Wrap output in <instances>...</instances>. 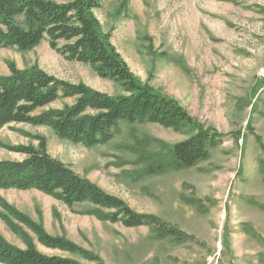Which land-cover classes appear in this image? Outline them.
I'll return each instance as SVG.
<instances>
[{
	"label": "rangeland",
	"instance_id": "rangeland-1",
	"mask_svg": "<svg viewBox=\"0 0 264 264\" xmlns=\"http://www.w3.org/2000/svg\"><path fill=\"white\" fill-rule=\"evenodd\" d=\"M96 15L142 82L177 99L205 125L226 135L240 131L245 142L226 137L195 167L147 175L141 145L159 139L172 146L188 135L155 123H122L109 143L87 147L59 138L47 126L11 124L0 130V160L25 158L3 144L39 148L38 137H44L52 157L134 211L156 215L197 242L157 239L147 226L101 220L90 214L96 209L90 203L69 207L36 189H0V199L107 264H262L264 0H101ZM9 62L20 69L37 64L56 78L125 94L120 83L102 78L90 64L68 60L47 40L28 51L2 49L1 75L10 73ZM73 102L61 99L43 110ZM23 229L41 252L80 259L41 245ZM0 233L25 248L23 237L1 217Z\"/></svg>",
	"mask_w": 264,
	"mask_h": 264
},
{
	"label": "trees",
	"instance_id": "trees-1",
	"mask_svg": "<svg viewBox=\"0 0 264 264\" xmlns=\"http://www.w3.org/2000/svg\"><path fill=\"white\" fill-rule=\"evenodd\" d=\"M100 7L101 0H0V51L5 48L28 51L47 40L52 49L68 60L92 65L99 76L120 83L125 91L122 95H110L83 83L56 78L37 64L20 69L9 62L10 73L0 74V130L11 124L47 126L59 138L87 147L109 143L122 123H155L187 134L186 139L172 146L159 139H150L141 145L146 152L144 172L147 175L195 167L208 160L226 137L239 142L240 131L223 134L202 123L177 99L142 82L131 71L114 45L111 32L104 29L96 15ZM61 99H74V102L62 108L43 110ZM38 138L39 148L2 145L25 158L0 160V189H36L69 207L90 203L96 207L90 214L101 220L130 228L147 226L157 239L197 242L193 235L156 215L134 211L121 198L52 157L47 152L45 138ZM242 140L244 143V137ZM259 141L263 145L260 138ZM153 146L158 150L151 149ZM0 206L4 210L0 217L19 232L26 243L25 248H20L0 233L1 263L107 264L99 254L66 236L52 235L41 222L6 200L0 199ZM106 209L111 211L106 213ZM23 227L29 229L41 245L80 259L41 252ZM252 230L249 228L248 232ZM260 261L264 264V254Z\"/></svg>",
	"mask_w": 264,
	"mask_h": 264
}]
</instances>
